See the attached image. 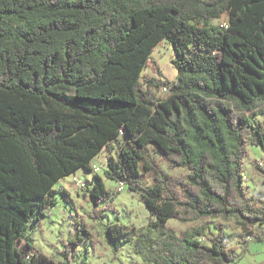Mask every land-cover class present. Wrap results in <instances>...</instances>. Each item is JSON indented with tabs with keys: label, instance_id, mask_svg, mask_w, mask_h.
<instances>
[{
	"label": "trees",
	"instance_id": "trees-1",
	"mask_svg": "<svg viewBox=\"0 0 264 264\" xmlns=\"http://www.w3.org/2000/svg\"><path fill=\"white\" fill-rule=\"evenodd\" d=\"M223 14L226 26L210 24ZM164 39L173 81L142 73H160L150 55ZM118 139L105 175L155 219L104 228L132 242L140 264L237 261L231 218L238 244L260 240L264 188L248 195L242 164L248 145L260 147L264 179V0H0V264H86L75 251L83 236L54 261L28 226L55 205L60 179L92 171ZM154 155L184 172L166 173ZM90 182L101 222L111 191L97 172ZM169 219L195 224L177 232Z\"/></svg>",
	"mask_w": 264,
	"mask_h": 264
},
{
	"label": "rangeland",
	"instance_id": "rangeland-1",
	"mask_svg": "<svg viewBox=\"0 0 264 264\" xmlns=\"http://www.w3.org/2000/svg\"><path fill=\"white\" fill-rule=\"evenodd\" d=\"M222 23H227L226 14L210 21L211 25H222ZM173 56L171 43L167 39L162 40L154 47L150 55L154 66L160 70V73L154 72L150 66L144 67L142 73L155 77L160 76L169 81L175 80L177 72L171 63ZM158 94L162 97L164 92L160 91ZM120 141L118 139L110 143L113 147L112 150L102 149L92 157L90 161L93 167L92 171L78 169L74 174L65 176L55 184V205L45 206L43 208L44 215L37 214V218L33 219L28 226L27 234L36 251L57 261L60 259L62 242L80 235L83 238L80 244L75 247V251L79 257L86 258V264L142 263L141 258L132 250V242L119 243L118 239H111L104 228L110 223L119 222L127 228L143 229L150 220L155 219L138 194L127 190L124 184L110 180L105 175L109 157L116 156ZM246 149L248 154L244 157L242 164L244 184L247 186L248 195L253 196L257 190L264 188V179L255 170V166L262 163L263 151L260 147L250 145ZM154 157L166 173L178 175L184 172L182 168H170L158 156L154 155ZM93 172H97L103 177L106 186L111 191V196L98 206L104 208L101 222L90 216L93 203L89 191L92 187L90 179ZM74 176L83 181L85 185L80 186L74 182ZM146 177L151 181L149 174ZM64 191L67 192L66 197ZM67 198L71 203L65 200ZM111 208L115 209V212L111 211ZM214 221L216 220H210V226ZM166 224L179 232L195 223L182 224L174 219H169ZM82 225L90 230V238L80 230ZM253 228L255 233L261 234L262 240L250 239L245 244L239 245L237 239L240 237L237 236V233L240 231L235 220L231 218L225 224V230L233 235L232 244L237 246L238 264H264V224L256 225ZM246 249L249 250L250 256L247 255Z\"/></svg>",
	"mask_w": 264,
	"mask_h": 264
},
{
	"label": "crops",
	"instance_id": "crops-1",
	"mask_svg": "<svg viewBox=\"0 0 264 264\" xmlns=\"http://www.w3.org/2000/svg\"><path fill=\"white\" fill-rule=\"evenodd\" d=\"M239 231H240V229H238ZM253 231H254V228H253ZM259 234V233H258ZM264 234V233H263ZM259 236H260V240H258V241H261L262 240V236H261V234H259ZM242 239H244V238H242ZM246 239L247 240H250V239H253L252 237H246ZM237 242H238V239H237ZM240 245V244H239ZM246 251V253H247V255L248 256H250V254H249V250L248 249H246L245 250ZM231 264H238V261H235V262H233V263H231ZM246 264H248V263H246ZM250 264V263H249ZM253 264H255V263H253Z\"/></svg>",
	"mask_w": 264,
	"mask_h": 264
},
{
	"label": "built area",
	"instance_id": "built-area-1",
	"mask_svg": "<svg viewBox=\"0 0 264 264\" xmlns=\"http://www.w3.org/2000/svg\"><path fill=\"white\" fill-rule=\"evenodd\" d=\"M223 26H226L227 24L226 23H222ZM74 182H76L78 185L82 186V185H85V183L79 179H77V177L74 176L73 178ZM122 184V183H121Z\"/></svg>",
	"mask_w": 264,
	"mask_h": 264
}]
</instances>
